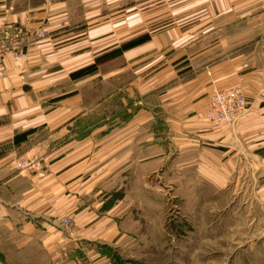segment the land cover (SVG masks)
<instances>
[{
  "label": "crops",
  "instance_id": "1",
  "mask_svg": "<svg viewBox=\"0 0 264 264\" xmlns=\"http://www.w3.org/2000/svg\"><path fill=\"white\" fill-rule=\"evenodd\" d=\"M5 25L26 56L0 58V264L107 263L124 193L172 159L208 156L226 193L264 176V0H0ZM231 88L248 111L206 122Z\"/></svg>",
  "mask_w": 264,
  "mask_h": 264
},
{
  "label": "rangeland",
  "instance_id": "2",
  "mask_svg": "<svg viewBox=\"0 0 264 264\" xmlns=\"http://www.w3.org/2000/svg\"><path fill=\"white\" fill-rule=\"evenodd\" d=\"M204 156L172 159L150 191L124 193L125 241L105 264H264V176L244 169L221 192Z\"/></svg>",
  "mask_w": 264,
  "mask_h": 264
},
{
  "label": "built area",
  "instance_id": "3",
  "mask_svg": "<svg viewBox=\"0 0 264 264\" xmlns=\"http://www.w3.org/2000/svg\"><path fill=\"white\" fill-rule=\"evenodd\" d=\"M24 30L20 25H5L0 30V58L11 54L15 60H23L26 56L21 49L20 38ZM40 37H45V31L38 32ZM249 103L241 88H231L225 91H217L210 97V106L203 114V118L208 123L214 124H234L248 111ZM17 167L27 169L32 167L34 160L31 156L25 155L16 161ZM70 219L63 222L69 225Z\"/></svg>",
  "mask_w": 264,
  "mask_h": 264
},
{
  "label": "trees",
  "instance_id": "4",
  "mask_svg": "<svg viewBox=\"0 0 264 264\" xmlns=\"http://www.w3.org/2000/svg\"><path fill=\"white\" fill-rule=\"evenodd\" d=\"M142 40H144V38H142V39H138V41H142Z\"/></svg>",
  "mask_w": 264,
  "mask_h": 264
}]
</instances>
